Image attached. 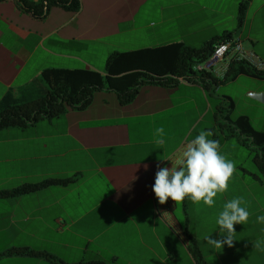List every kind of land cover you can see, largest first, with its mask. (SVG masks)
<instances>
[{"label":"crops","instance_id":"obj_1","mask_svg":"<svg viewBox=\"0 0 264 264\" xmlns=\"http://www.w3.org/2000/svg\"><path fill=\"white\" fill-rule=\"evenodd\" d=\"M78 1L77 11L44 2L43 15L37 17L19 0H0V103L8 97L38 96L44 87L40 74L46 69L104 74L103 62L112 53L172 43L199 48L227 32L244 52L264 61V53L244 49L243 43L256 44L251 27L264 13V0L250 1L240 28L238 0H166L157 19L142 14L147 0ZM96 56H101L99 63ZM233 57L219 62L212 75L222 79ZM241 81L251 87L244 89L245 109L238 112L232 91ZM220 91V97L233 102L235 116H246L264 131L254 124L264 119V79L238 75L221 84L216 95ZM202 105L206 114L216 110L219 100L211 104L200 86L178 80L172 86L142 85L126 105L119 104L115 92L100 90L85 109L24 128L1 129L0 191L50 178L74 177L75 182L0 199V254L23 248L51 255L58 264H264V222L257 221L264 216V202L243 197L246 191L264 189V182L249 177L241 164L235 165L228 190L211 207L190 198L161 205L152 190L157 165L170 168L182 145L196 136L191 138ZM159 127L164 128L162 137L156 133ZM161 138L164 143H156ZM229 141H222L219 151ZM237 197H243L248 221L234 225L233 247L216 249L205 236L220 238L219 213ZM0 264L54 263L3 255Z\"/></svg>","mask_w":264,"mask_h":264},{"label":"trees","instance_id":"obj_2","mask_svg":"<svg viewBox=\"0 0 264 264\" xmlns=\"http://www.w3.org/2000/svg\"><path fill=\"white\" fill-rule=\"evenodd\" d=\"M27 10L37 17L43 15V3L56 5L72 11L79 9L78 0H41V4L19 0ZM238 27L244 22L245 14L251 0H238ZM234 40L232 33H224L204 43L199 48H190L183 43H172L156 48H145L133 52L112 53L105 61L104 74L90 69H46L41 72L40 80L43 92L33 99L16 100L8 97L0 103V130L7 128H24L40 120L56 118L67 111L87 108L95 92L113 91L117 94L120 105L129 104L138 88L145 84L172 86L178 80L200 86L207 94L220 99L214 113L215 124L226 129L221 135H213L219 144L235 138L240 146L253 147L256 155L252 159L256 173L250 176L264 182V131L255 129L246 116L234 115V104L226 97H218L216 89L223 83L246 75L264 79V69L259 70L245 60L233 57L222 79L215 78L211 71L196 72L195 65L201 64L211 56L216 45ZM75 182L74 177L50 178L38 183H25L14 189L1 190L0 199L14 198L34 193L45 188L68 186ZM3 255L29 256L44 258L54 264L57 260L43 252L17 248ZM196 255V254H195ZM79 264H114L90 261Z\"/></svg>","mask_w":264,"mask_h":264},{"label":"clouds","instance_id":"obj_3","mask_svg":"<svg viewBox=\"0 0 264 264\" xmlns=\"http://www.w3.org/2000/svg\"><path fill=\"white\" fill-rule=\"evenodd\" d=\"M156 133L162 137L164 128H157ZM212 135L210 130H201L193 139L182 145L175 164L171 158L167 159L172 163L170 168L157 165L152 190L159 204L164 205L171 199L177 205L185 198H190L193 203L203 202L211 207L215 197L228 190L236 167L234 162L220 153L219 141L209 139ZM156 143L163 144L164 140L157 139ZM242 203L243 197H237L223 205L216 221L220 238L205 236L207 244L216 249H223L225 245L229 248L234 246V225L246 224L249 218V212ZM257 221L264 222V216H258ZM254 246L258 247V244Z\"/></svg>","mask_w":264,"mask_h":264},{"label":"rangeland","instance_id":"obj_4","mask_svg":"<svg viewBox=\"0 0 264 264\" xmlns=\"http://www.w3.org/2000/svg\"><path fill=\"white\" fill-rule=\"evenodd\" d=\"M166 2V0H147L143 8L141 9V12L144 16L146 17H154L157 19L160 15H163L162 13V5ZM257 1H254V7L256 8L257 6ZM155 12V13H154ZM246 28V27H245ZM251 35L252 39L256 41V44L251 45V43L247 40H243L244 43V49L245 47H250V49L254 50L255 53L258 55H262L264 53V13L261 12L257 15L252 27H251ZM245 38V37H244ZM243 38V39H244ZM101 56H96V62L99 63ZM258 60L262 59V56L257 57ZM263 61V60H261ZM103 62V60H102ZM264 62V61H263ZM103 65L104 62H103ZM251 87V83L241 81L239 82L236 86L233 88V97L237 99V111H244L245 105L242 104V93L244 92L245 88ZM221 91L218 92L217 96L221 95ZM208 101L213 104L214 101V96H210L207 94ZM220 100V99H218ZM220 102V101H219ZM204 105H202L199 109L200 115L202 114V118L200 122L197 124L195 127V130H193V133L191 134V138L194 137L195 135H198L201 130H210L213 135L219 136L221 135V132L224 131L226 132V129L220 127V125L215 124V120L213 118V111L215 110H207L206 114L204 111ZM236 113V112H235ZM196 114L191 115V119L194 121L196 119ZM254 124L257 127H264V119L259 118L254 120ZM209 137V139H213L214 136ZM230 141L225 145L220 153L226 157V159L234 162L235 165L241 164L240 168L244 171H246L249 174V177H251V173L255 174L256 173V167L255 164L253 163L252 159L256 155V150L253 147H243V146H238V142L235 138L229 139ZM238 143V144H237ZM241 171L237 172V174H240ZM251 180V179H250ZM251 182V181H250ZM246 191V190H245ZM253 192L252 194H248L247 191L246 193L243 194V197L245 199L248 198H258V202H264V189H253L251 190Z\"/></svg>","mask_w":264,"mask_h":264},{"label":"built area","instance_id":"obj_5","mask_svg":"<svg viewBox=\"0 0 264 264\" xmlns=\"http://www.w3.org/2000/svg\"><path fill=\"white\" fill-rule=\"evenodd\" d=\"M233 54L238 60H245L251 66L262 70L264 68L263 64L258 60V58L252 53H246L241 48L240 41L234 39L232 41H226L224 43L218 44L214 47L213 52L209 59L201 64L195 65L193 70L196 72L212 71V69L219 63L222 62L228 55Z\"/></svg>","mask_w":264,"mask_h":264}]
</instances>
